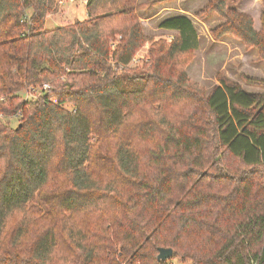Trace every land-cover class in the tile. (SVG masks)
I'll use <instances>...</instances> for the list:
<instances>
[{"label": "trees", "instance_id": "trees-1", "mask_svg": "<svg viewBox=\"0 0 264 264\" xmlns=\"http://www.w3.org/2000/svg\"><path fill=\"white\" fill-rule=\"evenodd\" d=\"M163 1L87 0L46 30L58 0H0V264H264V95L172 74L199 39L185 16L169 43L142 32ZM225 1L199 13L213 37L264 58V11L255 31Z\"/></svg>", "mask_w": 264, "mask_h": 264}, {"label": "rangeland", "instance_id": "rangeland-1", "mask_svg": "<svg viewBox=\"0 0 264 264\" xmlns=\"http://www.w3.org/2000/svg\"><path fill=\"white\" fill-rule=\"evenodd\" d=\"M84 1L58 0L57 11L46 19L45 29L50 30L85 20ZM208 2L209 0H164L154 5H142L137 12L142 32L154 40L169 43L175 33L159 30L160 22L176 15L187 17L197 32L199 47L196 51L181 57L180 64L170 66L172 74L185 73L189 81L195 83L205 94L210 93L213 87L218 85L219 78H223L239 85L246 93L264 95V58L258 50L247 47L235 35H222L215 39L212 32L224 24L225 20L212 11L199 14ZM263 5L264 0L225 1L227 8L248 15L253 21L255 31L261 29ZM149 47V44L144 45L128 67L139 70L147 61ZM253 81L259 83L252 84ZM26 94L23 96L29 97ZM64 107L71 109L69 105ZM10 125L14 127L16 120L11 119ZM166 261L169 264H189L187 261L172 257Z\"/></svg>", "mask_w": 264, "mask_h": 264}, {"label": "water", "instance_id": "water-1", "mask_svg": "<svg viewBox=\"0 0 264 264\" xmlns=\"http://www.w3.org/2000/svg\"><path fill=\"white\" fill-rule=\"evenodd\" d=\"M172 257V250L171 249H163L160 248L158 250L157 260L164 262Z\"/></svg>", "mask_w": 264, "mask_h": 264}, {"label": "crops", "instance_id": "crops-1", "mask_svg": "<svg viewBox=\"0 0 264 264\" xmlns=\"http://www.w3.org/2000/svg\"><path fill=\"white\" fill-rule=\"evenodd\" d=\"M85 1H87V0H85ZM84 3H86V2H84ZM178 16H181V15H176V16L167 17V18H165L164 20L169 19V18L178 17ZM164 20H162V21H164ZM162 21H161V22H162ZM161 22H160V23H161ZM53 29H54V28H53ZM159 30H161V31H163V32H167V31H164V30H162V29H159Z\"/></svg>", "mask_w": 264, "mask_h": 264}, {"label": "built area", "instance_id": "built-area-1", "mask_svg": "<svg viewBox=\"0 0 264 264\" xmlns=\"http://www.w3.org/2000/svg\"><path fill=\"white\" fill-rule=\"evenodd\" d=\"M69 1L73 2L74 0H69ZM84 2H86V1H84ZM48 88H49V87H48V85H46V84L42 86V89H43V90H47Z\"/></svg>", "mask_w": 264, "mask_h": 264}]
</instances>
